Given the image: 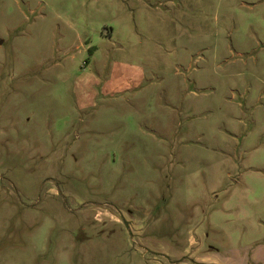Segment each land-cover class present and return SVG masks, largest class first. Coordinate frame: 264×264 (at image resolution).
<instances>
[{"label":"rangeland","instance_id":"1","mask_svg":"<svg viewBox=\"0 0 264 264\" xmlns=\"http://www.w3.org/2000/svg\"><path fill=\"white\" fill-rule=\"evenodd\" d=\"M0 264H264V0H0Z\"/></svg>","mask_w":264,"mask_h":264}]
</instances>
